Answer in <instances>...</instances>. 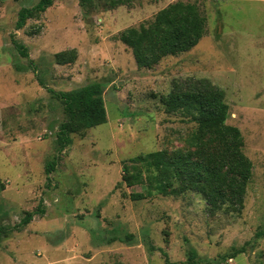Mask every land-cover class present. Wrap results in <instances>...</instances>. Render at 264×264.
<instances>
[{"label":"rangeland","instance_id":"rangeland-1","mask_svg":"<svg viewBox=\"0 0 264 264\" xmlns=\"http://www.w3.org/2000/svg\"><path fill=\"white\" fill-rule=\"evenodd\" d=\"M40 1L0 0V226L20 224L41 202L46 210L0 240V264H166L161 250L188 264L192 249L220 260L240 248L221 264H264V0H56L17 30L20 10ZM178 1L199 6L206 35L189 52L139 68L119 35ZM70 50L75 60L58 64L56 54ZM186 78L223 89L227 124L241 130L253 176L239 213L210 212L190 191L132 198L148 185L146 167L132 159L187 149L197 131L188 114L166 113L162 99ZM95 82L104 85L107 122L72 134L61 151L67 115L52 90ZM126 168L142 184L128 185Z\"/></svg>","mask_w":264,"mask_h":264},{"label":"trees","instance_id":"trees-1","mask_svg":"<svg viewBox=\"0 0 264 264\" xmlns=\"http://www.w3.org/2000/svg\"><path fill=\"white\" fill-rule=\"evenodd\" d=\"M55 1L41 0L32 8L20 10L17 30L23 29L29 19L44 13ZM206 28V18L196 3L178 1L161 10L147 26L121 32L119 40L132 51L139 68H151L166 56L191 51L206 35ZM13 44L22 57L29 58L28 48L24 44L17 40H13ZM75 58L76 50L56 54L57 63L61 65L72 63ZM52 93L63 102L67 115L58 133L61 151L71 144L72 134L107 122L102 83L95 82L70 92L52 90ZM162 99L166 113L188 114L198 128L191 136L187 149L162 150L132 159L146 167L148 172V185L143 192L134 194L133 200L144 199L153 193L179 196L190 191L204 198L210 212H241L253 176V164L243 152L241 130L227 124L230 108L225 91L209 79L186 78L174 80L170 93ZM57 164L58 158L49 165L48 175ZM124 181L133 185L142 184L143 180L139 173L134 175L130 168H126ZM4 190L5 185L0 182V192ZM45 212L44 203L41 202L37 210L28 212L20 224L14 227L0 226V240L13 231L23 229L37 215L43 216ZM132 238L128 236L127 241ZM149 248L150 251L155 250L152 245ZM161 252L166 264H172L167 254L163 250ZM244 252V248L234 249L230 257L213 260L198 258L192 249L188 252L187 263L221 264Z\"/></svg>","mask_w":264,"mask_h":264}]
</instances>
